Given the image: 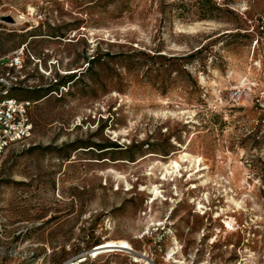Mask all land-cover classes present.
Listing matches in <instances>:
<instances>
[{"label":"rangeland","instance_id":"rangeland-1","mask_svg":"<svg viewBox=\"0 0 264 264\" xmlns=\"http://www.w3.org/2000/svg\"><path fill=\"white\" fill-rule=\"evenodd\" d=\"M212 1L0 0V100L34 103L0 264H264V0Z\"/></svg>","mask_w":264,"mask_h":264},{"label":"built area","instance_id":"built-area-1","mask_svg":"<svg viewBox=\"0 0 264 264\" xmlns=\"http://www.w3.org/2000/svg\"><path fill=\"white\" fill-rule=\"evenodd\" d=\"M32 105L28 100L15 98L0 100V166L12 146L24 145L32 137L34 132L30 115Z\"/></svg>","mask_w":264,"mask_h":264},{"label":"trees","instance_id":"trees-1","mask_svg":"<svg viewBox=\"0 0 264 264\" xmlns=\"http://www.w3.org/2000/svg\"><path fill=\"white\" fill-rule=\"evenodd\" d=\"M203 2L205 3V6L207 7V9L209 10V12H213L216 10H220L215 3H213L212 0H203ZM13 73V72H12ZM75 73L73 74H68L65 76H61L60 74L56 73V82L53 84H50L48 87H38V88H33V89H29L35 96H40V93H45L43 96H41L39 99L48 96L49 94H51L52 92H56L58 93L60 90V87H66V85L70 82L75 81ZM3 87H5V83L1 84ZM10 88V87H8ZM6 99V98H5ZM31 101V100H28ZM32 102V101H31ZM32 104L34 105V103L32 102ZM32 107L30 108V115L32 112ZM32 119V117H31ZM109 145V146H108ZM96 147H102L101 145H97ZM106 148H111V149H119L121 148V146H119L117 143L115 142H110L109 144H107V146L101 148V149H106ZM109 151H114V150H109Z\"/></svg>","mask_w":264,"mask_h":264},{"label":"bare ground","instance_id":"bare-ground-1","mask_svg":"<svg viewBox=\"0 0 264 264\" xmlns=\"http://www.w3.org/2000/svg\"><path fill=\"white\" fill-rule=\"evenodd\" d=\"M23 18V17H22ZM184 159V158H183ZM200 159V158H198ZM200 162V160H198ZM170 167L175 170L180 167L179 162H174L172 161L170 164ZM166 175H164V178H167V174L171 173L169 169L166 170ZM164 173V174H165ZM173 173V172H172ZM152 195H153V201H156L160 195V191L158 190V187L154 186L152 188ZM229 228L231 227V222L226 221L225 222ZM124 251V252H131L133 250L132 245L127 241V240H109L104 243H102L100 246H98L96 249H94L92 252L94 253L92 257L96 258L100 253L105 252V251ZM141 259V258H140ZM86 259H82L78 261L77 263H71V264H81L85 261ZM143 260V259H142ZM135 261L139 262V259L135 257Z\"/></svg>","mask_w":264,"mask_h":264}]
</instances>
